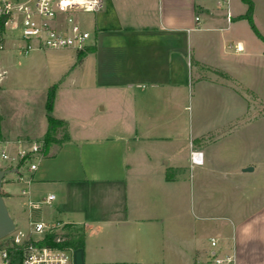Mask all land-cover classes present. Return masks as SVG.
Wrapping results in <instances>:
<instances>
[{
	"label": "crops",
	"instance_id": "obj_1",
	"mask_svg": "<svg viewBox=\"0 0 264 264\" xmlns=\"http://www.w3.org/2000/svg\"><path fill=\"white\" fill-rule=\"evenodd\" d=\"M226 4L228 21L218 23L216 0H104L80 61L72 49L43 55L57 63L45 87L57 84L52 113L69 136L35 155L36 169L18 159L3 166L13 173L2 194L16 227L73 223L86 242L73 248L72 264H158L154 254L168 246L163 224L197 207L200 218L226 223L209 249L194 231L192 264L207 254L264 264V185L252 179L259 166L264 173V42ZM81 86L99 113L76 125L77 136L55 110L61 91ZM47 127L45 119L22 134L36 142ZM1 134V150L26 148Z\"/></svg>",
	"mask_w": 264,
	"mask_h": 264
},
{
	"label": "rangeland",
	"instance_id": "obj_2",
	"mask_svg": "<svg viewBox=\"0 0 264 264\" xmlns=\"http://www.w3.org/2000/svg\"><path fill=\"white\" fill-rule=\"evenodd\" d=\"M228 2L231 15L235 16V23H243L251 35L257 37L249 27L247 19L236 18L247 10V3L243 0H229ZM226 8H228L227 4L217 12L219 16L215 17H219L218 23H227L228 13ZM93 15V12H78L75 16L80 20L84 28L92 31ZM253 18L254 23L264 35V0H257ZM22 43L20 39L10 38L5 50L0 52V129L3 131V134H1L3 138L17 135L18 138L25 139L24 145L29 148L34 143H38L43 137L35 142L31 136L22 133L36 130L47 119L45 116V102L48 89L45 84L51 78L49 76L50 73H55L57 67V63L51 62L43 55L54 53V51L59 49L33 50L25 53L20 48ZM71 49L72 52L78 55V50ZM83 87L85 86L79 87L78 91L75 92L73 90L68 92L61 91L56 103L55 113H63L70 119L74 135L78 134L76 133L77 131L75 132L76 125L82 123L85 125L91 124L93 120H97L96 116L99 113L94 106V100L88 94L89 91ZM261 110L263 109L261 108ZM90 133V131H87L83 135L90 136ZM56 138L60 141L64 140L66 138V130L59 127ZM18 149L17 145L6 149V152L13 159L3 158L1 156L2 150L0 149V165L2 168L8 163L16 162ZM46 152H48V149ZM27 165L26 162L23 167ZM259 169L253 174L252 179L253 182H259V184L264 185V173H261ZM27 170L24 169L25 175L28 174ZM8 175H13V173H7L6 176ZM24 206L22 215L26 217L27 204ZM42 206L46 207L47 204ZM210 210L212 214H218L212 211V207ZM198 213V209L195 207L193 211L191 209V211H185L184 214L180 213L181 215L176 221H169L163 224L164 229L162 231L167 236L168 246L164 248L166 252L154 254V258L160 260L158 264H192L191 261L195 255L190 253L188 249L193 241L192 234H194V231L198 233L196 240L200 246H204L207 249L211 247L209 237L218 233V226L220 227L226 222L214 217L202 219L198 216ZM19 229L28 231L29 227L28 225L24 227L21 223H18L16 231ZM33 236L37 235L33 234ZM208 258L209 254H207L205 261L201 260V262L199 261L196 264H214V259L208 260Z\"/></svg>",
	"mask_w": 264,
	"mask_h": 264
},
{
	"label": "built area",
	"instance_id": "obj_3",
	"mask_svg": "<svg viewBox=\"0 0 264 264\" xmlns=\"http://www.w3.org/2000/svg\"><path fill=\"white\" fill-rule=\"evenodd\" d=\"M216 1L218 6H223L229 0ZM103 6L104 0H0V52L5 50L10 38L20 39L23 42L20 48L25 53L47 49H84L88 45L91 33L75 15L78 12L95 13ZM40 153L41 144L34 143L29 148L18 149L16 157L18 162L27 158V164L33 170L37 168V164L32 160ZM1 156L13 159L5 150H2ZM190 158L196 164L203 162V154L198 150L191 151ZM22 192L28 193V190L23 189ZM54 198L55 195L50 194L41 202H50ZM29 204L32 207L39 206L33 201H29ZM64 224L32 221L29 232L21 229L16 231V227L10 236L12 244L22 248L21 264H72V247L39 243L54 227L63 232L61 228ZM211 240L212 245H216L217 240L215 238ZM213 254L215 256V253ZM214 261L215 264H233L235 257L215 256ZM0 264H11L9 250L5 245H1V239Z\"/></svg>",
	"mask_w": 264,
	"mask_h": 264
},
{
	"label": "trees",
	"instance_id": "obj_4",
	"mask_svg": "<svg viewBox=\"0 0 264 264\" xmlns=\"http://www.w3.org/2000/svg\"><path fill=\"white\" fill-rule=\"evenodd\" d=\"M243 1L247 3V10L243 15H241V18H245L249 21L254 32L264 42V35H262V33L258 30L256 24L254 23L253 1L252 0H243ZM86 48L87 46L84 49L79 50L78 61L81 60L82 54ZM56 88H57V84H53L50 86L45 102L48 127L43 138L38 141V143L41 144L42 152L47 151L51 143L61 144L63 141L67 140L69 136L67 122L63 119L56 118L55 116L52 115L55 96H56ZM59 127H62L64 130H66V138L61 141L57 140L56 138V134L59 130ZM26 162H27V158L21 159L18 162L17 166L19 168L23 167ZM61 231L63 232H59L57 230V227H54L53 230L47 232L45 237L42 240H40L39 243L48 244L52 246L72 247V248L82 247L85 245L86 242L85 233L82 232L77 227H75L73 223H65L62 226ZM58 238H60V240H57ZM1 245H5L8 248L11 257V264H21L22 248L19 245L12 244L10 235L1 239Z\"/></svg>",
	"mask_w": 264,
	"mask_h": 264
},
{
	"label": "water",
	"instance_id": "obj_5",
	"mask_svg": "<svg viewBox=\"0 0 264 264\" xmlns=\"http://www.w3.org/2000/svg\"><path fill=\"white\" fill-rule=\"evenodd\" d=\"M246 170H252L247 167ZM11 170L0 167V239L10 235L16 229V223L9 213V209L2 194V182L7 173Z\"/></svg>",
	"mask_w": 264,
	"mask_h": 264
}]
</instances>
